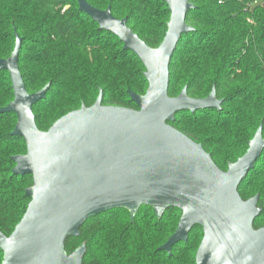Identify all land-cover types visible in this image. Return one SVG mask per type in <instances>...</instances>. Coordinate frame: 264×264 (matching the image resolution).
<instances>
[{
    "label": "trees",
    "instance_id": "obj_1",
    "mask_svg": "<svg viewBox=\"0 0 264 264\" xmlns=\"http://www.w3.org/2000/svg\"><path fill=\"white\" fill-rule=\"evenodd\" d=\"M127 19V25L151 48L162 43L170 11L164 0H87ZM186 18L194 31L183 34L170 66L169 95L187 87L189 97L206 98L216 88L219 109L181 111L173 127L209 152L224 171L247 149L263 126L264 137V3L255 0H189ZM22 38L19 68L29 93L50 84L34 105L37 125L47 131L65 114L102 104L137 108L129 91L145 94V67L120 39L79 10L77 0H0V59L10 57L16 36ZM14 99L9 72L0 70V109ZM14 113L0 112V233L10 236L23 218L33 185L31 175H15L13 156L25 154L24 139L13 136ZM243 200L259 195L262 212L254 228L264 227V150L239 185ZM181 211L161 217L143 205L132 219L125 208L106 211L86 221L78 237H70L68 254L86 245L83 264H195L203 229L195 226L187 242L172 254L160 250L175 232ZM3 252L0 250V264Z\"/></svg>",
    "mask_w": 264,
    "mask_h": 264
},
{
    "label": "water",
    "instance_id": "obj_2",
    "mask_svg": "<svg viewBox=\"0 0 264 264\" xmlns=\"http://www.w3.org/2000/svg\"><path fill=\"white\" fill-rule=\"evenodd\" d=\"M164 1L170 11L166 34L159 47L151 48L110 6L102 10L77 0L80 11L115 34L144 65L145 94L129 91L137 108L103 105L100 91L93 105H82L42 131L33 107L50 84L27 91L19 68L20 36L10 57L0 59L14 92L0 112L17 116L11 134L27 147L25 154L13 156V173L33 178L23 218L10 236L0 233L1 264H83L86 245L68 254L65 243L80 235L87 220L119 208L133 219L143 205L158 217L170 208L181 211L175 232L159 247L169 255L200 226L195 264H264V227L254 228L262 212L259 195L243 200L238 191L264 150L263 126L246 153L224 171L201 144L169 124L181 111L219 109L222 100L216 88L203 99L189 97L187 87L170 97L172 57L181 36L195 30L186 22L195 5Z\"/></svg>",
    "mask_w": 264,
    "mask_h": 264
},
{
    "label": "built area",
    "instance_id": "obj_3",
    "mask_svg": "<svg viewBox=\"0 0 264 264\" xmlns=\"http://www.w3.org/2000/svg\"><path fill=\"white\" fill-rule=\"evenodd\" d=\"M261 3H264V0H255L254 1V4H261Z\"/></svg>",
    "mask_w": 264,
    "mask_h": 264
}]
</instances>
